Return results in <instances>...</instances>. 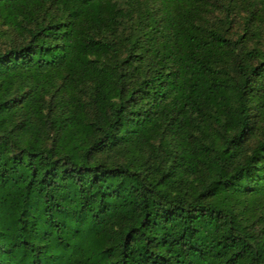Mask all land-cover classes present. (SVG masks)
Wrapping results in <instances>:
<instances>
[{"label":"trees","instance_id":"trees-1","mask_svg":"<svg viewBox=\"0 0 264 264\" xmlns=\"http://www.w3.org/2000/svg\"><path fill=\"white\" fill-rule=\"evenodd\" d=\"M0 264H264V0H0Z\"/></svg>","mask_w":264,"mask_h":264}]
</instances>
